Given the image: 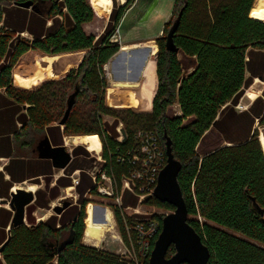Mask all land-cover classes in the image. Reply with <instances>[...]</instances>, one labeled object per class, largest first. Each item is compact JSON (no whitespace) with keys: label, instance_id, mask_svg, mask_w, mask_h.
I'll use <instances>...</instances> for the list:
<instances>
[{"label":"trees","instance_id":"obj_1","mask_svg":"<svg viewBox=\"0 0 264 264\" xmlns=\"http://www.w3.org/2000/svg\"><path fill=\"white\" fill-rule=\"evenodd\" d=\"M25 1L0 0V88H5L0 93V121L8 120L9 129L14 121L16 139L31 126L48 130L54 144L61 143L54 132L84 135L82 140L90 145L100 144L99 134L104 161L93 158V167L107 168L120 184L129 163L118 156L135 147L136 134H157L166 162L167 134L181 162L178 181L189 222L211 251L208 264H264V215L252 202L254 196L264 208V151L256 127L264 126V88L247 109L237 108L255 78L264 80V0H175L176 17L183 10L174 34L179 51L166 48V36L156 39L158 51L144 87L108 85L104 72L121 48L110 41L113 32L105 33L118 25L133 0L112 10L98 37L83 28L95 15L88 0H31L39 12L19 5ZM91 1L99 12L112 4ZM175 19L166 23V34ZM76 85V103L62 128L57 123ZM104 115L114 121L107 123ZM18 122L23 123L19 129ZM119 124L126 133L122 140L117 139ZM81 152L88 153L83 146L74 150ZM79 163L75 159L68 174ZM5 183L10 187L13 182ZM70 184V177L58 178L51 198L59 186ZM92 185L82 172L77 186L81 206L69 210L71 218L65 219L63 212L60 219L54 214L36 225L12 228L2 252L5 262L136 264L133 258L83 243L88 203L84 195ZM90 191L97 194L96 189ZM36 194L38 205L50 207L45 190ZM3 196L9 197L8 190L0 188ZM123 203L136 206L138 197L125 191ZM146 203L174 210L155 196ZM113 209L125 244L136 243V232L127 230V224H134L132 218ZM72 229L74 242L59 251ZM174 253L171 246L168 256ZM142 264H149L148 256Z\"/></svg>","mask_w":264,"mask_h":264},{"label":"crops","instance_id":"obj_2","mask_svg":"<svg viewBox=\"0 0 264 264\" xmlns=\"http://www.w3.org/2000/svg\"><path fill=\"white\" fill-rule=\"evenodd\" d=\"M88 2L93 6L95 15L92 21L83 24V28L88 34H94L98 37L106 29V26L108 22L110 21V14L112 10L114 8L115 10H118L119 7L127 3L128 0H112L111 6L107 10L104 11V13L107 12L109 14L106 16V20H103L101 24H100L101 16L100 17L98 16L100 12L93 5L91 0H88ZM174 5H175V0H137V1L133 0V3L125 10L124 15L122 16V18L120 19L118 23L119 28H120L121 26L120 24H124L127 18H129L128 22H130L129 24L130 26L128 27L126 32L123 34L125 45L122 46V50L123 51L127 50L125 48L127 46L138 45V43L141 40L146 39V38H152V39L159 38L158 36L162 32L164 28V24L168 22L169 16L173 12ZM29 9H32V8H29ZM38 12H39V9H38ZM159 23L161 24V27L157 28L156 25H158ZM48 24H51V20L48 21ZM153 27L155 31L152 30ZM96 30H99V32H97ZM137 30H141V31L146 30V33L145 35L144 34L143 35H136V34L133 35V31H137ZM120 31H121V28H120ZM23 35L28 36L27 33H23ZM147 53H148V50H147ZM155 57H156V54H155ZM142 70L143 69H141V71ZM139 77L140 75H138V79ZM140 87H144V86H140ZM4 92H5V88H0V93H4ZM261 93H262V90L260 94ZM26 107L27 105H25L24 109H26ZM22 125L23 123L18 122V129ZM62 128H63V125H62ZM32 129H36V128L35 127L33 128L32 126L28 128H23L22 131H20L19 139H16L14 121H12L11 123V129H9L8 120L6 121L5 124H3L2 121H0V188H2V190H5V191L8 190V194H9V197H4V196L0 197V209L2 208V211L0 214V246L7 240L9 236L8 231L14 228L12 227V223H11L13 215H14V211L10 207L9 203H1V201L3 199L10 200L11 193L14 191L16 192L17 188H24L26 190H30L29 188L30 184L28 185V187H24L22 183L27 184V181L30 180L32 181L31 184L36 185V188L34 187L35 189L33 188L34 190H31L34 192L35 198L30 204L26 206V211H25V221L23 224H26L29 226L36 225L40 221H45L54 214L57 215L58 218L60 219L62 217L63 212L65 215V219L71 218L69 214L70 213L69 210L74 208V206H77V205L81 206V203H80L81 200L79 198H78L80 200L79 204H74L71 201V205L68 208H66L61 214H57L53 210L55 213L49 214L48 216H46V215H43L42 213H39L38 209L39 208L50 209V207H52L53 209V207L57 204V203L56 204L53 203V201L54 199L58 197L60 188L62 187H65V189L66 188L68 189L69 187L72 186L77 190L78 185L76 186L73 185L72 177H71L73 172H75L76 170H79L80 180H81L82 172H85L91 179L92 184H94L93 176H92V172L95 171L93 167L94 162L92 160L94 157H92V154L91 155L89 154L85 146L89 149L90 153H92L93 151H97V150H94L88 141L82 140V137L84 135H67L66 136L65 134L60 135L58 132H54V136L57 137V139L59 140L58 142H61L60 144H54L55 142L52 141L48 130L37 129L39 131H43L44 134L43 136H40L39 138H37L36 142H34L32 140V135H31ZM46 139L50 141L52 146H59V145L66 146V149L71 153L72 159L65 167L55 165L51 157L40 155L42 151L41 143L42 141H45ZM67 146H72V147L74 146V147L70 150ZM78 146H83L87 150L88 153L81 152L78 155L75 154L74 150ZM101 148H102V143L100 141V149L97 152H100L102 150ZM75 159H78L81 161V163H79L80 166L75 168L70 174H68V171L70 170V167L73 165ZM97 160L99 159L97 158ZM21 161H23V163ZM1 175H3V177ZM61 176L70 177L71 184L68 186H59L56 197L51 198V189L57 185V180ZM5 181L7 182L12 181L13 183L9 187L7 186ZM44 182H45V185L42 186ZM91 188H93V185ZM91 188H89L86 191L84 195V199H86V195L91 194L90 193ZM39 189L45 190L47 192V198L48 199L51 198V201L49 203L50 207L48 208L42 207L37 204L36 202L37 194L36 193H37V190ZM90 203L93 205L92 202H89V204ZM94 207L95 206L93 205V208ZM95 209L96 208H94V218H95V213H96ZM97 209L101 211L102 218L104 221L107 216V212L110 211L112 220L109 222V225H110L109 230L111 231V228L115 227L116 225V219H115L113 207H110L108 205H101V206L99 205L97 206ZM86 211L88 213V209ZM97 222H100V221H97ZM59 226H61L60 221L58 222V227ZM86 227H87V224H86ZM116 237L120 238V234L118 235L116 234ZM84 239H85V232H84L83 239H82L84 244L91 245L99 249H105V250L110 251L108 247L106 248V246L103 245L102 239L101 241H98V242H88ZM127 247H128L127 249L131 251V249H133L132 243L130 246H127ZM0 264H7L4 260V257L0 259Z\"/></svg>","mask_w":264,"mask_h":264},{"label":"water","instance_id":"obj_3","mask_svg":"<svg viewBox=\"0 0 264 264\" xmlns=\"http://www.w3.org/2000/svg\"><path fill=\"white\" fill-rule=\"evenodd\" d=\"M19 5L24 8L38 10L31 0L21 2ZM182 13L183 10L181 9L166 35V48L170 51H179V48L174 41V34L180 23ZM258 78L263 80L262 76H259ZM108 85H111L110 81H108ZM78 90L79 87L76 85L75 91L68 97L67 108L58 124H65L74 104L76 103ZM121 133L123 135L122 139H125L126 133L123 128H121ZM165 135L167 138V162L160 170L154 195L160 201L168 202L173 205L174 210L162 217V229L154 243L149 258V264H208L211 257V251L209 246L203 242L200 233L189 222L188 207L178 181L181 162L175 157L172 151L170 137H168L167 134ZM41 145L42 151L40 155L51 157L55 165L65 167L72 159L71 153L64 145L52 146L48 139L42 141ZM34 198L35 194L33 191L24 188H17L16 192L14 191L11 193L10 200L3 199L1 201V203H9L14 211L11 221L12 227H17L24 223L26 206L30 204ZM252 202L256 210L261 215H264V208L260 207L254 196H252ZM70 205L71 201L65 198L61 204H56L53 207V210L57 214H61ZM8 234L9 236L7 240L0 246V253L3 252L10 239L11 230L8 231ZM74 239V230L72 229L69 236L60 243L58 250L62 251L65 249L67 245L74 242ZM171 246L175 247V253L168 256V251Z\"/></svg>","mask_w":264,"mask_h":264},{"label":"built area","instance_id":"obj_4","mask_svg":"<svg viewBox=\"0 0 264 264\" xmlns=\"http://www.w3.org/2000/svg\"><path fill=\"white\" fill-rule=\"evenodd\" d=\"M137 1V0H134ZM121 34L119 25L110 36L111 42L121 43ZM122 124L118 126L121 131ZM123 135L121 133L120 140ZM97 158L103 162V156L97 152ZM166 155L164 148L160 144L157 134L154 132H139L136 134L135 147L128 150L126 154H120L118 160L120 162L129 163L128 174L123 176L121 183L110 174L107 168H99L92 172L93 189L96 193L105 198H114V206L121 210L124 217L130 216L134 224H127L129 232L135 231L137 234L136 243L132 242L133 249L130 252L131 258L136 264H142L145 257L150 258L152 252V241L156 239L162 229V220L156 217L158 213L145 212L141 214V208L148 197H153L158 182L160 170L165 166ZM73 185L76 186L80 182L79 170L71 175ZM129 191L138 197L136 206L124 205L123 194ZM126 210H131L128 214ZM167 214V213H165ZM165 214H162L164 216ZM149 215V216H147Z\"/></svg>","mask_w":264,"mask_h":264},{"label":"rangeland","instance_id":"obj_5","mask_svg":"<svg viewBox=\"0 0 264 264\" xmlns=\"http://www.w3.org/2000/svg\"><path fill=\"white\" fill-rule=\"evenodd\" d=\"M174 9H175V7L173 8V12L169 16L168 22L172 23V21L176 18V11L174 12ZM100 14H98V16L99 17L101 16L100 17L101 18L100 19V24H101V22H103V20H106V16L109 13H107V12L104 13V11H101ZM128 20H129V18H127V20H126V22L124 24H120L121 25L120 26V28H121L120 34H121V38H122L121 43L115 42V43H118V44L121 45V50H119L110 59V61L104 66V72H105L106 79H107V81L111 82V86H137L135 84V82L138 79V75H140V73H141V69H143L144 65L148 61V58H149V55H150V49H149L148 45H151V44L157 45V41H156L157 38L156 39L155 38H153V39L152 38H146V39L141 40L138 43V45L125 47L127 50L123 51L122 50V46L125 45L124 35L123 34L126 32L128 27L130 26L129 25L130 22H128ZM165 25H166V23L164 24V28H163L162 32L160 33V35L158 37H162V36H166L167 35L165 33V31H164ZM156 26H157V28L161 27V24L159 23ZM117 27L118 26H116V24L115 25L113 24V27L110 30H108L105 34H109L111 32H114V30L117 29ZM152 30L155 31L154 27H153ZM96 31L99 32V30H96ZM145 33H146V30L133 31V35L134 34H136V35H143L144 34L145 35ZM22 36L26 37L27 35L26 36L22 35ZM157 47H158V45H157ZM147 50H148V53H147ZM157 51H158V49H157ZM155 54H157V53H155ZM154 57H155V55L153 56V58H152V60L150 62V68H151V64H152V61H153ZM122 81H124V82H122ZM126 81L129 82V83H127V85H124V83H126ZM130 81L131 82L133 81L132 82L133 84ZM119 84H121V85H119ZM263 88H264V80L256 78L254 80V82L251 84V86L248 89H246V92L244 93L243 97L241 98L240 103L237 105V108L239 110H243V109L249 107L251 102L254 100V99H250L247 96V92H248L249 89H256L259 92L258 95H260V92H261V90ZM72 90H73V85L70 86V88L68 89V92L72 91ZM103 119H104V121H106L109 124L114 121V117L108 116V115H104ZM55 123H57V122H55ZM256 127L259 129V133L261 131H264V126H260L257 123ZM31 132H32V134H31L32 135V140L34 142H36L37 138H39L40 136H43V134H44L43 131H39V130H37V128L36 129H32ZM71 135H74V134H71ZM120 135H121V131H120ZM120 135L117 137V139H119V140H120ZM98 136H99L100 141L102 143V148L101 149L103 150V139H102L101 135L98 134ZM211 139H213V136H212ZM67 147L71 150L74 146L73 147L72 146H67ZM85 148L88 150L90 155L92 154V157L97 159L98 153L96 151H93L92 153H90L89 149L86 146H85ZM92 148L94 150L99 151L100 144H95L94 147H92ZM102 150L100 151V154H99L101 156H102ZM31 183H32V181L28 180L27 184L22 183V185L24 187H28V185L30 184L29 186H32V187L36 188V185L35 184H31ZM44 185H45V182L43 183L42 186H44ZM77 194H78L77 190L74 187H72V186L69 187L68 189L67 188L65 189V187H62V188H60V192L58 194V197L56 199H54L53 203L61 204L62 200L64 198H66V199L72 201L74 204H79V202H80V200L78 199L79 198V194L78 195ZM86 200L88 201V203L86 205V210L88 209L89 202H92L93 205L95 206L94 208H96L95 209L96 210L95 219L97 221H100V222H105V221L102 218L101 211L97 209V206H99V205L100 206L101 205H108L110 207H114L113 205L115 203L114 202V198L108 199V198H105V197H103L101 195L94 194V193L86 195ZM141 211H142L141 214H143V215H146L145 212H151V214L152 213L165 214V213L171 212V210H169L167 208L154 206V205H150V204H147V203L143 204V206L141 208ZM38 212L42 213L43 215H46V216H48L49 214L55 213L53 211L52 207H50V209L39 208ZM126 212L128 214H130L131 210H126ZM147 216H149V215H147ZM85 222H86V220H85ZM116 234L117 235L120 234V230H119L117 219H116L115 227L111 228V231L109 230V231L104 232L103 237H102L103 245L106 246V248L108 247L109 250L112 251L114 254H121L123 257H126L127 259L131 258L129 249H127L128 247L126 246L125 242L123 241V238H122L121 234H120V238L116 237ZM2 258H3V255H2V253H0V259H2Z\"/></svg>","mask_w":264,"mask_h":264},{"label":"bare ground","instance_id":"obj_6","mask_svg":"<svg viewBox=\"0 0 264 264\" xmlns=\"http://www.w3.org/2000/svg\"><path fill=\"white\" fill-rule=\"evenodd\" d=\"M148 46H149V49H150V55H149L148 61L144 65L143 70L141 71L139 79L136 80V82H135V84L139 85V86H145L146 80H147V76H148V73H149V70H150V62H151L153 56L155 55V53H156V51L158 49L157 45H155V44H151V45H148ZM122 82H124V81H122ZM127 83H129V82L126 81V83H124V84L127 85ZM119 85H121V84H119ZM258 94H259V92L256 89H249L248 92H247V96L250 99H255ZM259 137H260L261 145H262V148H263V151H264V131L260 132ZM91 146L94 147V145H91ZM33 188L34 187L30 186V190H34ZM85 220H86L87 227H86V231H85V239L84 240H86L88 242H98V241H101L104 232L106 230L108 231L110 229L109 222L112 220V218H111L110 211H108L107 212V216L105 218V222H97L95 220V218H94L93 205L90 203L89 206H88V215H87Z\"/></svg>","mask_w":264,"mask_h":264}]
</instances>
